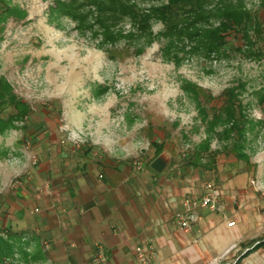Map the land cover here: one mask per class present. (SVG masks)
Returning <instances> with one entry per match:
<instances>
[{
    "label": "rangeland",
    "instance_id": "rangeland-1",
    "mask_svg": "<svg viewBox=\"0 0 264 264\" xmlns=\"http://www.w3.org/2000/svg\"><path fill=\"white\" fill-rule=\"evenodd\" d=\"M243 1L264 21L262 0ZM53 5L55 0H0V12L6 6L23 12L0 20V87L10 85L7 92L27 106L25 112L15 105L0 110L2 121L13 118L0 126V230L4 237L23 236L29 253L42 250L30 262L16 254L18 260L8 263L52 264L50 241L34 227L41 224L36 208L57 204L51 192L56 176L61 188L69 175L94 172L102 179L106 168L124 178H150L155 143L163 144L160 154L172 175L198 172L186 158L209 138L205 113L223 104L227 88H237L254 123L247 133L249 168L264 163V48L257 54V46L230 31L219 55L186 40L170 51L164 24L154 22L158 38L143 53L135 54L133 41L123 38L110 55L73 19L50 21ZM122 25L131 29L128 21ZM191 84L209 97L199 103L186 87ZM225 145L211 140V150H221L218 168H246Z\"/></svg>",
    "mask_w": 264,
    "mask_h": 264
},
{
    "label": "crops",
    "instance_id": "crops-1",
    "mask_svg": "<svg viewBox=\"0 0 264 264\" xmlns=\"http://www.w3.org/2000/svg\"><path fill=\"white\" fill-rule=\"evenodd\" d=\"M197 171L181 177L167 167L150 178H124L106 168L102 179L94 172L69 175L64 188L56 176L51 192L57 204L36 208L41 224L34 229L49 239L52 264H90L99 244L104 264H136L143 242L153 245L154 264H264V246L253 248L264 239V163L234 173ZM209 175L224 192L220 205L196 208L185 228V198L203 194ZM253 179L263 183L261 190Z\"/></svg>",
    "mask_w": 264,
    "mask_h": 264
},
{
    "label": "trees",
    "instance_id": "trees-1",
    "mask_svg": "<svg viewBox=\"0 0 264 264\" xmlns=\"http://www.w3.org/2000/svg\"><path fill=\"white\" fill-rule=\"evenodd\" d=\"M261 6L264 10V0ZM10 13L23 15L18 8L6 6L0 12V20ZM49 15L52 22L60 21L62 17L73 19L82 33H91L98 41V47L110 55H113L112 47L123 38L133 41L135 54L143 53L158 38L153 31L154 22L164 24L162 34L169 39L167 47L170 51L186 40L192 43L194 49H204L207 55L215 52L219 55L226 46L230 31L240 35L249 47L257 46V50H254L257 54L261 55L264 48L258 45V42L264 43V21L254 15L243 0H55ZM213 17L216 24L210 23ZM124 21L131 24L128 31L123 29ZM186 87L197 100L202 96L209 97L202 95L194 84ZM6 88L10 92V85L7 84ZM7 91L0 87V110L15 105L25 112L26 104L20 100L15 101L16 96ZM223 96L224 102L220 107H211L212 114L205 113L209 138L187 156L186 166L204 172L217 170L216 159L221 150H211V140L215 137L226 142L225 149L231 151L237 160L244 161L247 168L252 166L246 146L247 133L253 129L254 123L244 112L237 88L225 89ZM11 121L13 118L10 115L6 121L0 119V126ZM154 145L157 147L156 158L162 152L163 144ZM208 156L212 158L202 162ZM7 235L4 237L0 230V264H15L7 260H18L16 254L26 262H30L31 257L37 259L42 256L41 248L33 253L27 252L30 242L25 244L23 236L11 232ZM263 246L264 239L253 248Z\"/></svg>",
    "mask_w": 264,
    "mask_h": 264
},
{
    "label": "built area",
    "instance_id": "built-area-1",
    "mask_svg": "<svg viewBox=\"0 0 264 264\" xmlns=\"http://www.w3.org/2000/svg\"><path fill=\"white\" fill-rule=\"evenodd\" d=\"M251 184L256 187L257 190L263 188V183L258 179L251 180ZM224 195L222 188L216 186L213 181H208L204 185V193L199 195H193L185 198V204L188 206L187 213L181 218V225L185 228L190 227L192 220L196 219L194 211L198 207H208L211 209H217L220 205L221 199ZM264 217V209L262 211ZM234 225L235 222L229 223ZM153 245L151 243L143 242L136 246V264H154L150 260V253H152ZM107 260V254L105 248L99 244L96 248V252L90 262V264H104Z\"/></svg>",
    "mask_w": 264,
    "mask_h": 264
},
{
    "label": "water",
    "instance_id": "water-1",
    "mask_svg": "<svg viewBox=\"0 0 264 264\" xmlns=\"http://www.w3.org/2000/svg\"><path fill=\"white\" fill-rule=\"evenodd\" d=\"M167 164L168 159L164 155L160 154L151 162L150 167L154 171L160 173L166 168Z\"/></svg>",
    "mask_w": 264,
    "mask_h": 264
}]
</instances>
